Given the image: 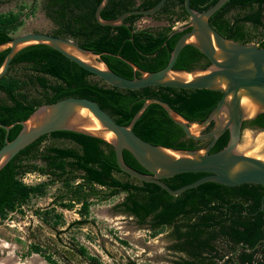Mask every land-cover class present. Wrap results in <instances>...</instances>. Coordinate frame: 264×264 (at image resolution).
I'll return each mask as SVG.
<instances>
[{"label":"trees","instance_id":"trees-1","mask_svg":"<svg viewBox=\"0 0 264 264\" xmlns=\"http://www.w3.org/2000/svg\"><path fill=\"white\" fill-rule=\"evenodd\" d=\"M101 0H43L42 9L53 28L46 32L71 38L97 54L119 75L134 78L142 71L164 67L181 34L188 31L189 15L183 0H166L151 15H130L117 26L101 25L95 9ZM159 0H108L100 15L115 18L131 9L151 8ZM217 0H190L196 10H205ZM19 3L15 9L0 11V43L10 40L24 23V17L35 10L33 5ZM163 19L166 25L137 28L141 17ZM176 22L182 23L173 28ZM210 25L222 36L237 42H252L264 47V0H228L209 18ZM9 48L0 52V66ZM119 55L120 57H118ZM127 61H125L124 59ZM210 61L191 44L182 47L174 69H205ZM86 97L98 103L117 123L128 125L144 100L151 97L167 102L190 122H202L212 111L221 92L210 89L146 86L124 89L107 84L96 75L72 62L54 48L34 43L20 49L0 77V122L11 125L25 120L41 104L65 97ZM213 121L204 132L209 131ZM243 128H264V112L244 121ZM22 126L16 123L8 132L0 127V147L13 139ZM133 131L147 142L174 149H200L209 139L187 137L164 108L149 104L136 120ZM229 140L225 130L210 149L223 148ZM124 161L146 173L138 161L123 150ZM37 171L49 181L27 184L22 176ZM185 172L163 178L171 188H178L203 176ZM78 179V183L73 181ZM60 182L63 190L56 201L65 207L80 204L79 212H88L90 199L103 201L124 194L114 207L131 216L137 225L152 234L167 232L168 249L177 255L173 264H264V209L261 196L264 187L254 183L226 186L205 182L178 195H171L154 183L138 180L119 169L113 146L98 137L79 132L58 130L43 134L20 150L0 168V218L19 210L34 194H41L47 183ZM60 218V216H59ZM86 218L69 223L82 225ZM61 232H57L59 235ZM33 244L35 252L42 246ZM45 247V246H44ZM53 255L55 246L45 247ZM75 252L88 264H103L89 255L84 246L68 244L66 252ZM52 260V255H46Z\"/></svg>","mask_w":264,"mask_h":264},{"label":"water","instance_id":"water-1","mask_svg":"<svg viewBox=\"0 0 264 264\" xmlns=\"http://www.w3.org/2000/svg\"><path fill=\"white\" fill-rule=\"evenodd\" d=\"M165 1L159 0L151 8L131 9L115 18L104 19L100 12L108 0H101L95 9V19L101 25H121L130 15L154 14ZM227 1L217 0L205 10H196L190 6V0H183L189 15L190 29L177 39L167 64L161 69L142 71L123 58L141 73L134 78L117 74L107 66L100 54L82 47L71 38L35 31L15 35L0 43V52L9 48L0 66V77L6 73L10 61L20 49L30 44L43 43L118 88L134 90L146 86H167L221 92L218 102L202 122L186 120L167 102L156 97L145 99L128 125L117 123L97 102L86 97L69 96L41 104L25 120L11 125L0 122V127L6 132L16 123L22 126L13 139L5 137L0 147V168L43 134L68 130L109 142L114 148L116 163L121 171L138 180L154 183L171 195H178L209 181L226 186L254 183L264 187V142H256L259 134L264 135V128L242 127L244 121L252 120L264 112V47L225 38L210 25V16ZM186 44L198 48L207 56L210 65L205 69H174L179 52ZM151 103L162 106L187 137L209 139L208 144L200 149H174L152 144L136 135L133 126ZM211 121L212 128L204 132ZM225 130L229 131L227 144L220 150L210 152ZM245 130L248 131L247 137L242 139ZM124 149L147 170L146 173L132 168L124 161ZM185 172H201L204 175L178 188H171L162 180ZM261 209H264V191Z\"/></svg>","mask_w":264,"mask_h":264},{"label":"rangeland","instance_id":"rangeland-1","mask_svg":"<svg viewBox=\"0 0 264 264\" xmlns=\"http://www.w3.org/2000/svg\"><path fill=\"white\" fill-rule=\"evenodd\" d=\"M42 1L0 0V11L15 9L19 3L30 5L25 11L35 6L34 12L24 17L23 25L13 36L52 30L53 24L42 9ZM166 24L163 19L147 16L135 23L137 28H157ZM180 25L182 23L177 27ZM247 132H243L242 139L247 137ZM22 180L34 185L49 181V177L32 171L24 174ZM78 181L76 179L73 183ZM62 188L60 182L47 183L43 193L34 194L23 206V212H8L5 217L0 218V239L12 244L20 264H39V261L42 262V255H52L53 260L58 259L44 246L40 252H35L33 244L37 242L53 245L62 249V252H66L68 244L84 246L89 255L96 256L104 264H173L172 261L177 258L168 249L172 242L167 232L152 234L149 229L137 225L133 217L115 209L114 206L123 199L124 194L103 201L90 199L88 212L84 215L79 212L80 204L65 207L56 201ZM84 218L88 222L68 227L69 223ZM57 232L61 233L57 235ZM28 246L30 252L27 250ZM2 252L4 258L8 256H5V249L0 254ZM70 263L79 264L71 258Z\"/></svg>","mask_w":264,"mask_h":264},{"label":"crops","instance_id":"crops-1","mask_svg":"<svg viewBox=\"0 0 264 264\" xmlns=\"http://www.w3.org/2000/svg\"><path fill=\"white\" fill-rule=\"evenodd\" d=\"M0 250L1 249H5V256L8 254L7 257H0V264H20V262H18V259L16 257L15 251H14V247L11 246L12 244H7L8 242L5 240H1L0 239ZM60 252H62L63 250L60 249ZM55 256V255H54ZM58 259H54L53 257H51L52 260H50V264H66V262L64 260H62L58 254L56 255ZM26 263V262H25ZM23 263V264H25ZM39 264H47V263H41L40 261L38 262ZM22 264V263H21ZM49 264V263H48ZM80 264V263H79ZM82 264H87V263H82Z\"/></svg>","mask_w":264,"mask_h":264},{"label":"flooded vegetation","instance_id":"flooded-vegetation-1","mask_svg":"<svg viewBox=\"0 0 264 264\" xmlns=\"http://www.w3.org/2000/svg\"><path fill=\"white\" fill-rule=\"evenodd\" d=\"M7 244H10V243H7ZM30 244V243H29ZM39 244H41V245H44L45 247H51V245H49V244H46V243H44V242H40ZM4 249H2V250H0V251H3ZM27 250H28V252H30V247L28 246L27 247ZM50 250V249H49ZM51 251V250H50ZM66 251V250H65ZM3 252L0 254V256L1 257H4L3 256ZM6 254V253H5ZM30 254V253H29ZM58 256L62 259V260H64L65 262H66V264H72V263H70V258L71 259H74V260H76L77 262H79L80 264H82V263H87L88 264V261H87V259H85L84 257H80V256H78L75 252H70V253H67V252H60V251H58ZM40 258L42 259V262L41 263H49L50 264V259H48L47 258V256L46 255H42V256H40ZM102 263V262H101ZM104 264V263H103Z\"/></svg>","mask_w":264,"mask_h":264},{"label":"bare ground","instance_id":"bare-ground-1","mask_svg":"<svg viewBox=\"0 0 264 264\" xmlns=\"http://www.w3.org/2000/svg\"><path fill=\"white\" fill-rule=\"evenodd\" d=\"M108 136H110V134H108ZM264 142V135L263 134H259L257 137H256V142Z\"/></svg>","mask_w":264,"mask_h":264},{"label":"built area","instance_id":"built-area-1","mask_svg":"<svg viewBox=\"0 0 264 264\" xmlns=\"http://www.w3.org/2000/svg\"><path fill=\"white\" fill-rule=\"evenodd\" d=\"M180 24V22H176V24L173 26V28H177V25ZM12 213V212H11ZM10 213V214H11Z\"/></svg>","mask_w":264,"mask_h":264}]
</instances>
